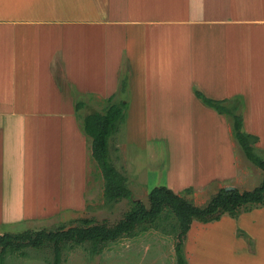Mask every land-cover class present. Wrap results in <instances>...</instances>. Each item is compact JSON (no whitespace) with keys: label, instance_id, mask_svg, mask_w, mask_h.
Masks as SVG:
<instances>
[{"label":"crops","instance_id":"1","mask_svg":"<svg viewBox=\"0 0 264 264\" xmlns=\"http://www.w3.org/2000/svg\"><path fill=\"white\" fill-rule=\"evenodd\" d=\"M123 81L129 140L148 133L173 144L178 162L164 185L226 186L235 168L227 120L193 88L238 101L243 129L264 150V0H0V223L85 206L91 158L76 105L104 109ZM159 111L172 119L165 131ZM212 222L192 225L212 231ZM218 222L251 235L248 264H264V206ZM206 232L192 237L202 257Z\"/></svg>","mask_w":264,"mask_h":264},{"label":"trees","instance_id":"2","mask_svg":"<svg viewBox=\"0 0 264 264\" xmlns=\"http://www.w3.org/2000/svg\"><path fill=\"white\" fill-rule=\"evenodd\" d=\"M121 84L122 94H116V100H112L115 95L109 97L104 109L80 111L84 106V102L81 101L77 103L76 111L80 128L89 142L90 158L94 160L103 178L105 203L111 204L126 199L128 208L111 224L104 219L81 217L75 220V225L67 227L60 225L53 230L41 228L26 229L17 233L0 232V264H4L8 253L24 255L26 248L45 247L53 251L52 264H59L64 249L74 245L87 244L89 253L94 255L102 253L110 244L126 238H138L150 230L173 240L172 251L170 248L173 261L170 264H188L184 242L193 221L208 223L219 220L224 214L237 218L243 212L264 206V150L256 147L257 136L243 129L239 102L235 99H211L197 88H193L196 97L225 117L231 141L255 167L261 170V182L250 190H239L233 186L226 189V186H221L214 190L202 206L193 204L166 185L153 187L147 194V203L133 198L127 186L126 176L110 161L108 148L111 135L117 131L118 124L125 118L127 111V103L124 101L125 82ZM192 190L191 187H187L182 192L189 195ZM235 234L243 235L248 245L253 246V239L245 230L236 228Z\"/></svg>","mask_w":264,"mask_h":264},{"label":"rangeland","instance_id":"3","mask_svg":"<svg viewBox=\"0 0 264 264\" xmlns=\"http://www.w3.org/2000/svg\"><path fill=\"white\" fill-rule=\"evenodd\" d=\"M95 105H99L96 104ZM97 109L91 106H85L84 111ZM164 131L168 129L166 122L172 121L168 111H159ZM128 114L125 112V118L118 124V129L109 139V155L110 161L119 171H121L127 179V186L131 190L132 197L140 199L147 203V194L150 190L159 185L166 184L164 178L167 177V172L172 163L176 164L178 159L175 158L173 144H170L168 136L159 138L152 134L144 133L138 140L130 141L127 134L126 120ZM157 127H151L154 130ZM177 127H171L172 134L176 132ZM179 128V127H178ZM181 128V127H180ZM174 140V135H172ZM135 138V137H134ZM235 162L233 178L225 181V185L233 186L239 190H250L259 185L261 182L262 172L260 169L250 162L241 150L234 143ZM172 156V157H171ZM92 159V158H91ZM90 159L87 167V187L85 191V206L76 210H65L59 214L46 218L43 221H27L4 225L0 223V232H21L26 229H41L45 228L56 229L58 226L65 227L75 225V220L81 217H94L97 220H106L108 223H114L118 220L123 212L128 208L126 199L121 201L106 204L103 198V178L100 170L97 168L94 160ZM126 163H128L126 168ZM130 168V170H127ZM143 176L145 182L139 184L137 177ZM142 182V179L140 180ZM212 187H205L203 190H192L191 194L178 192L186 199L193 202L197 206L204 205L214 190L221 187L218 184ZM221 219V218H220ZM213 221L211 225H217L212 231L207 229L210 224L201 226L199 224H191V227L186 235L185 254L188 264H197L208 257L212 262L207 264H248L252 263L254 255V240L253 246L248 245L246 238L243 235L233 237L232 233L225 228V233L222 226L218 222ZM211 223V222H210ZM218 227V228H217ZM204 228V229H203ZM238 228V227H236ZM209 230L200 239V246L206 251V255L202 257L197 252L191 251L194 240L193 235L199 231ZM162 235L161 233L150 230L135 238H126L110 244L102 251V253L92 255L87 249V244L74 245L71 248H66L61 254L59 264H170L172 263V248L173 240ZM251 236V235H250ZM225 239V243L221 239ZM253 239V237L251 236ZM242 240V241H241ZM245 244L243 245V243ZM227 243L229 248H227ZM225 247V252H221V257L212 256L211 251L216 248ZM171 248V251H170ZM167 249V251H166ZM228 249V250H227ZM195 250V248L193 249ZM24 255L17 253H8L5 256L4 264H52L54 259L53 251L50 248L34 249L26 248ZM192 252V253H191ZM242 260H246L241 262Z\"/></svg>","mask_w":264,"mask_h":264},{"label":"water","instance_id":"4","mask_svg":"<svg viewBox=\"0 0 264 264\" xmlns=\"http://www.w3.org/2000/svg\"><path fill=\"white\" fill-rule=\"evenodd\" d=\"M231 188H232V186H227V187H226V189H231Z\"/></svg>","mask_w":264,"mask_h":264}]
</instances>
